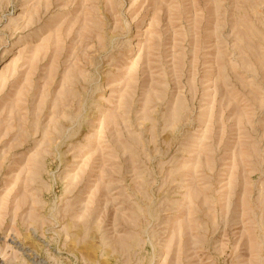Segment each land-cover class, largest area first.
<instances>
[{
	"label": "rangeland",
	"instance_id": "obj_1",
	"mask_svg": "<svg viewBox=\"0 0 264 264\" xmlns=\"http://www.w3.org/2000/svg\"><path fill=\"white\" fill-rule=\"evenodd\" d=\"M0 264H264V0H0Z\"/></svg>",
	"mask_w": 264,
	"mask_h": 264
}]
</instances>
